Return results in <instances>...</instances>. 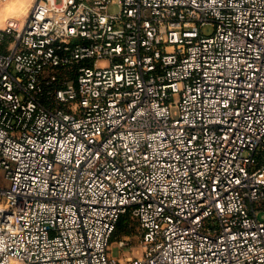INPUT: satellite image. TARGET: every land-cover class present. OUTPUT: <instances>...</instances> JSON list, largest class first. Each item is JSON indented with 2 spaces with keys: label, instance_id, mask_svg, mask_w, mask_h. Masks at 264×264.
<instances>
[{
  "label": "built area",
  "instance_id": "built-area-1",
  "mask_svg": "<svg viewBox=\"0 0 264 264\" xmlns=\"http://www.w3.org/2000/svg\"><path fill=\"white\" fill-rule=\"evenodd\" d=\"M0 171V264H264V0H34Z\"/></svg>",
  "mask_w": 264,
  "mask_h": 264
},
{
  "label": "rangeland",
  "instance_id": "rangeland-1",
  "mask_svg": "<svg viewBox=\"0 0 264 264\" xmlns=\"http://www.w3.org/2000/svg\"><path fill=\"white\" fill-rule=\"evenodd\" d=\"M34 0H0V27L6 28V27H13L17 30H20L27 19L29 12L31 10V7L33 6ZM20 6H24V8L16 13L13 14L12 11L15 8H18ZM112 13H117L119 8L114 7L111 9ZM202 32L205 35H211L214 32V28L210 25L203 28ZM7 189L9 188V184L5 181V175L4 172L0 171V189ZM258 220L261 222H264V210L260 211L258 213ZM136 229L133 228L132 233L134 234V237H136ZM136 238H134V241ZM116 241L115 238H112V242ZM137 246V243L135 244ZM140 248H135L134 254L137 255V253H140ZM113 255L118 256V250H113Z\"/></svg>",
  "mask_w": 264,
  "mask_h": 264
},
{
  "label": "trees",
  "instance_id": "trees-1",
  "mask_svg": "<svg viewBox=\"0 0 264 264\" xmlns=\"http://www.w3.org/2000/svg\"><path fill=\"white\" fill-rule=\"evenodd\" d=\"M130 232H131V228L129 225L128 217L125 216L120 220V222L118 224L116 236L117 235H119V236L127 235Z\"/></svg>",
  "mask_w": 264,
  "mask_h": 264
},
{
  "label": "bare ground",
  "instance_id": "bare-ground-1",
  "mask_svg": "<svg viewBox=\"0 0 264 264\" xmlns=\"http://www.w3.org/2000/svg\"><path fill=\"white\" fill-rule=\"evenodd\" d=\"M33 2H34V1H33ZM23 8H24V6H20V7H18V8H15V9L12 11V13H13V14H16V13L20 12ZM21 27H22V26H21Z\"/></svg>",
  "mask_w": 264,
  "mask_h": 264
}]
</instances>
